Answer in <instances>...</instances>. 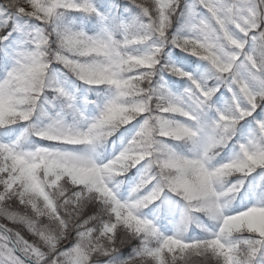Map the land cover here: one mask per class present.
<instances>
[{"label":"snow or ice","instance_id":"obj_1","mask_svg":"<svg viewBox=\"0 0 264 264\" xmlns=\"http://www.w3.org/2000/svg\"><path fill=\"white\" fill-rule=\"evenodd\" d=\"M128 4L139 9L138 18L116 24V18L102 16L92 0H0V44L13 32L22 33L10 67L0 77V129L11 136L16 131L11 126L28 125L16 140L0 142V264H97L100 255L113 261L128 248L132 251L120 264H264V184L257 186L260 202L234 213L225 210L248 177L259 172L264 178V119L253 115L264 113V0H192L183 8L181 0ZM68 12L99 18L100 33L88 35L57 24ZM177 13L185 20L182 36L169 31ZM17 18L37 23L22 32ZM168 45L209 62L232 94L231 110L218 113L203 135L199 115L219 87L202 86L172 65L162 70L192 82L185 92L187 103L167 94L162 85L154 87ZM141 47L147 49L143 54ZM4 63L0 57V66ZM53 64L89 87L112 90L95 119L88 120L74 96L48 78ZM46 90L56 94L63 108L48 117L46 126L37 127L30 121ZM64 110L76 123L65 122ZM173 115L195 127L177 123L169 118ZM141 116L139 130L106 163L66 150L94 148ZM249 117L255 131L239 145L234 159L222 163L229 165L226 171L207 169L206 156L161 155L155 146L156 140L205 137L208 147L222 148L239 122ZM160 131L170 135L157 136ZM27 135L50 143L25 150ZM144 162V174L121 201L110 180ZM224 174L235 182L218 190ZM165 190L185 202L186 213L210 217L215 229L191 240L179 229L161 233L138 210Z\"/></svg>","mask_w":264,"mask_h":264},{"label":"rangeland","instance_id":"obj_2","mask_svg":"<svg viewBox=\"0 0 264 264\" xmlns=\"http://www.w3.org/2000/svg\"><path fill=\"white\" fill-rule=\"evenodd\" d=\"M192 0H189L186 3V6L191 4ZM180 16V15H179ZM180 23L176 26L177 32H170V35H184L186 32L185 29V20L181 16L180 17ZM174 21V19H173ZM19 28L22 29V32L31 31L32 29H28L29 26L27 24H23L22 22L16 23ZM173 24V22H172ZM27 28H24L26 27ZM170 31V30H169ZM18 36L20 37L15 43L14 46H12L11 52H9L5 57V63L3 66H0V77H2L7 70L8 67H10L11 60L10 55L16 48L17 44L20 42L22 38V33L17 32ZM133 52L137 51L135 49L132 50ZM141 54L147 51L145 47H141L138 50ZM184 53L179 48H174L171 45H168L164 48L160 64L157 66V72L155 73L153 77V86L154 87H160L163 86V89L167 87L168 77L172 74L169 71L162 70L167 66L165 64L166 60H168L172 66H175L177 68L180 67V58L177 56V53ZM51 69V75L53 80L58 81L62 87H64L70 94H72L75 98L76 106L80 109L81 112L87 117L88 120H93L99 115L100 107L103 106V104L112 96V90L107 87H101V88H92L86 85V87H89L91 89L97 90L98 96L92 98H89L88 93L86 91L82 92L75 87H68L69 85L66 82L67 75H71L68 73L65 69L62 67L60 68H50ZM180 79H186L183 77H179ZM186 81V80H185ZM81 82V81H80ZM188 84V88L193 87L192 82L186 81ZM170 88H173L170 85ZM88 90V89H86ZM171 96L183 100L185 104L187 103V98L185 97V88H178L177 90L172 89ZM225 91L229 95L232 96V94L228 91L226 88ZM181 94L183 98H177L176 96H179ZM56 94L51 90H46V93L44 96H42L40 101V108L37 110V112L34 114L32 120L30 121L31 124H34L37 127H44L49 122L48 117L54 115L56 112L61 111L63 108V104L61 101L55 99ZM228 109H225L223 106L213 105L210 109H207V107L200 113L199 115V126L202 128L203 133H207L210 131L211 126L214 124L216 119L218 118V113H226ZM64 118L65 122L68 124L76 123V120L74 116L68 112L67 110H64ZM170 119H173L179 123H183L189 126L195 127V124L192 121H187L185 118L180 117L178 115H173L169 117ZM144 117H138L136 120H134L132 123H130L127 126H124L127 128V131L125 133H120V129L117 130V132L110 138H108L106 141L101 142L100 144H97L94 148L89 146H69L66 150L74 151L79 155H89L96 163H106L112 158H114L116 155L119 154L120 151H122L128 144V142L132 139V137L135 135L136 131L139 130L140 126L143 123ZM256 119H264V113H261L259 117H256ZM27 124H18L11 126L12 128H15L16 131L11 136H6L5 131L0 132V142H12L16 140L21 133L24 131V129L27 127ZM123 128V127H122ZM256 128V124L254 120H251L250 117L246 120L240 121L239 124L236 126L235 132L233 134L232 140L224 147L218 148L217 152L219 155H217L212 162L214 166H218L219 164L226 163L231 159H234L238 153H239V145L242 143H246L254 133ZM50 142L44 141L39 139L38 137L34 135H27L24 140V147L32 146V149L34 147H42V146H48ZM162 143L169 146L171 149H173L177 154L184 155V156H191L193 155L192 144L190 142L185 141H175L172 139H164L162 140ZM172 145H171V144ZM31 149V150H32ZM147 167V162H144L140 165H137L135 168L130 169L127 173H125L123 176L114 177L110 180V187L113 189L115 194L117 195L118 199L121 201L127 200L129 198V194L131 192L132 187L135 186V184L139 181L140 177L144 174L145 168ZM153 174L154 171H153ZM235 177L232 178L230 183L235 182ZM264 184V178H262L261 174L254 173L253 176L248 177L247 180H245L244 185L241 187L240 191L236 196L232 199H229L226 202V208L225 210L228 213H234L236 211H242L246 209L247 207L251 206L253 203L260 202L259 197L257 196V186ZM154 186L153 184H149L146 186L145 189L142 190L141 194H146L148 191L152 189ZM172 195L170 192L165 190L159 199L154 201L153 203L149 204L148 206L139 209L138 214L145 219H148L152 221L159 231L165 235H171L174 232H176L178 229L182 232L185 239L191 240L192 238L189 236V225L192 222V219L194 217L193 213H186L185 207H181V205H175L171 201ZM152 204H155L152 206ZM152 206V208H151ZM154 207V208H153ZM146 208V210H145ZM148 209V210H147ZM165 210V214L167 216L166 219H168V216L172 218V221L177 227L174 229L170 225H164L161 222L162 214ZM168 214V215H167ZM207 216V215H206ZM209 223L206 224V228L208 232H211L215 229V221H213L210 217H208ZM171 221V222H172ZM2 222V221H1ZM197 239V237H196ZM97 264H114L109 262H100L98 261Z\"/></svg>","mask_w":264,"mask_h":264},{"label":"trees","instance_id":"obj_3","mask_svg":"<svg viewBox=\"0 0 264 264\" xmlns=\"http://www.w3.org/2000/svg\"><path fill=\"white\" fill-rule=\"evenodd\" d=\"M189 0H181V6L182 8L186 6V3ZM92 3L94 6L97 7V10L101 13L104 17H115L116 18V24L120 23H130L134 19L138 18L139 9H135L133 6L128 4V0H92ZM123 6V7H122ZM180 17L179 13H177V16L174 18L173 24L170 27V32H177L176 26L180 23ZM22 22L23 24H27L29 26L28 29H32L33 26L37 23L33 20H28L27 18H17L16 23ZM57 24L62 25L66 28H71L74 31H84L88 35H97L100 33L102 28V22L99 18L95 16H86L81 13H75V12H68L65 13L63 16H61L57 20ZM26 26V25H25ZM24 28H27L24 27ZM176 29V30H175ZM11 31V29H9ZM17 32H13L12 36L9 37L8 41H5L4 43L0 44V57H3L5 59L6 55L11 52L12 46H14V43L19 39ZM131 49L130 51H132ZM179 55V56H178ZM177 56L180 58V67L182 71L189 73L195 81L200 83L202 86H207L209 88L211 87H219V91H217L211 101L209 102V106L207 109H210L213 105L223 106L225 109H228V111L231 110V100L232 96L225 91L227 88L226 86H223L220 81L217 79V74L211 64L207 61H204L198 57L192 56L186 52L184 53H177ZM162 62V61H161ZM164 63V62H162ZM165 64L172 65L168 60H166ZM52 68H60L62 66L58 64H53L51 66ZM51 69L49 71V76L51 75ZM68 78H66V82L69 85L68 87H75L78 88L81 93L86 91L88 93L89 98L93 99L94 97L98 96L97 90L91 89L89 87H86L83 82H80L75 76L67 75ZM167 87L164 89L167 94L172 93V89L177 90L180 88H185V92L188 88V84L186 81H190L187 78L180 79L179 76L171 74L168 77ZM191 82V81H190ZM170 85L173 88H170ZM88 89V90H86ZM177 98H183L181 94L179 96H176ZM257 113H260V109H257ZM261 114V113H260ZM259 114V115H260ZM256 117H259L256 113L253 114ZM251 120H253L252 117H250ZM5 131L4 129H0V132ZM120 133H125L127 131L126 127L120 128ZM171 144V143H170ZM172 145V144H171ZM25 150H31L32 146L24 147ZM171 201L175 205H181V207H185V202L181 200L179 197L172 194ZM155 204H152L154 206ZM151 206V208H152ZM147 208V207H146ZM145 208V210H146ZM154 208V207H153ZM148 210V209H147ZM165 210H163L162 219L161 222L164 225H170L173 229L177 227L172 221V218L168 216V219ZM168 215V214H167ZM172 221V222H171ZM210 220H208L207 216L205 214H194V217L192 219L191 224L189 225V236L192 239H202L205 238L208 235V231L206 228V224L209 223ZM1 222V221H0ZM3 222V221H2ZM132 249H124L123 254L119 256L116 260L109 261L108 257H104L103 255H100L99 261L100 262H109L114 264H120V261L125 259L127 257V254L131 252Z\"/></svg>","mask_w":264,"mask_h":264},{"label":"clouds","instance_id":"obj_4","mask_svg":"<svg viewBox=\"0 0 264 264\" xmlns=\"http://www.w3.org/2000/svg\"><path fill=\"white\" fill-rule=\"evenodd\" d=\"M48 78L52 79V77L49 76V74H46ZM84 83V82H83ZM179 123V122H177ZM86 130V129H85ZM170 135L169 132L160 131L157 133V136H165L168 137ZM110 138V137H109ZM106 141V140H104ZM185 142H190L192 144L191 151L193 152V155L191 156H184L177 154L173 149H171L169 146L162 143L160 140L155 141V146L157 151L161 155H167L169 153H174L177 156L184 157V158H200L206 156V162L205 167L209 169L210 171L213 170H227L229 167L228 164H219L218 166L213 165V161L219 153L217 152V148L208 147V143L205 137H200L195 140H184ZM103 142V141H102ZM101 143V142H100ZM98 143V144H100ZM207 149V151H205ZM232 180V176L228 174L222 175L218 182H217V188L218 190H226V187L230 184V181ZM175 195V194H174Z\"/></svg>","mask_w":264,"mask_h":264}]
</instances>
